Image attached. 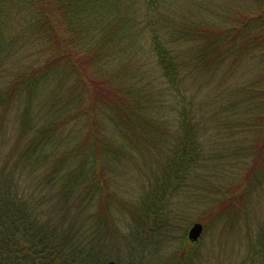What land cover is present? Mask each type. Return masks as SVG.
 Returning <instances> with one entry per match:
<instances>
[{
  "label": "trees",
  "instance_id": "16d2710c",
  "mask_svg": "<svg viewBox=\"0 0 264 264\" xmlns=\"http://www.w3.org/2000/svg\"><path fill=\"white\" fill-rule=\"evenodd\" d=\"M196 221L264 264V0H0V264H203Z\"/></svg>",
  "mask_w": 264,
  "mask_h": 264
},
{
  "label": "rangeland",
  "instance_id": "374dc122",
  "mask_svg": "<svg viewBox=\"0 0 264 264\" xmlns=\"http://www.w3.org/2000/svg\"><path fill=\"white\" fill-rule=\"evenodd\" d=\"M53 88H51L50 94ZM236 236L238 237V235H233L232 232H228L227 235L223 236L222 229L218 227V237L209 239L208 234L203 238L201 237L199 240L200 245L195 247L200 250L199 253L201 255L203 254L202 256H198L201 257V263L238 264L236 260H241L242 252L237 249L239 237L237 238ZM231 254L235 256V259L230 257Z\"/></svg>",
  "mask_w": 264,
  "mask_h": 264
},
{
  "label": "water",
  "instance_id": "95a60500",
  "mask_svg": "<svg viewBox=\"0 0 264 264\" xmlns=\"http://www.w3.org/2000/svg\"><path fill=\"white\" fill-rule=\"evenodd\" d=\"M201 232V226L199 224H194V226L189 231V238L195 240ZM107 264H115L113 261L108 262Z\"/></svg>",
  "mask_w": 264,
  "mask_h": 264
}]
</instances>
